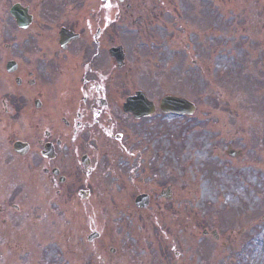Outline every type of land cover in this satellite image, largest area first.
I'll list each match as a JSON object with an SVG mask.
<instances>
[{
    "label": "rangeland",
    "instance_id": "1",
    "mask_svg": "<svg viewBox=\"0 0 264 264\" xmlns=\"http://www.w3.org/2000/svg\"><path fill=\"white\" fill-rule=\"evenodd\" d=\"M139 5L147 16L128 60L136 68L124 77L109 61L107 72L121 75L111 89L126 80L125 95L139 90L156 105L181 95L196 110L136 123L120 117L117 89L111 135L124 141L98 128L90 172L67 173L78 184L68 179L55 196L39 182L25 200L27 218L44 226L39 249L57 264H264V0H192L186 15L181 1L175 12L163 0ZM13 171L8 187L35 174ZM167 188L169 202L160 198ZM141 194L151 199L145 210L134 206Z\"/></svg>",
    "mask_w": 264,
    "mask_h": 264
},
{
    "label": "flooded vegetation",
    "instance_id": "2",
    "mask_svg": "<svg viewBox=\"0 0 264 264\" xmlns=\"http://www.w3.org/2000/svg\"><path fill=\"white\" fill-rule=\"evenodd\" d=\"M146 10L139 0H0V167L35 172L29 185L55 188L62 173H83L84 156L93 165L96 130L113 137L111 104L119 88L112 90L111 81L121 75L107 72L109 61L124 77L136 68L128 60ZM118 48L121 68L111 54ZM121 87L125 100L126 80ZM26 199L21 187L0 196V264H57L39 249L40 230H29L40 221L27 218L33 213H26Z\"/></svg>",
    "mask_w": 264,
    "mask_h": 264
},
{
    "label": "water",
    "instance_id": "3",
    "mask_svg": "<svg viewBox=\"0 0 264 264\" xmlns=\"http://www.w3.org/2000/svg\"><path fill=\"white\" fill-rule=\"evenodd\" d=\"M138 100H135V101H132L130 102V107L132 108L133 111L139 109V111H137V115H138V112H139V117L140 116H144V115H147L149 113L152 112V107L151 105H148V103L146 102V100L144 99V95H141V94H138L137 96ZM136 98V99H137ZM162 109L163 111H165L166 109H169V110H174V107L176 108H179V109H184L185 106V102L181 101V100H177V99H173V98H165L163 101H162ZM144 103V106H142V109L144 110V112L140 111L141 109V105ZM135 115V117L137 116ZM145 198L144 197H139L137 200H136V204L137 206H139V204H142V200H144ZM95 237V235H93V237H91V240Z\"/></svg>",
    "mask_w": 264,
    "mask_h": 264
},
{
    "label": "bare ground",
    "instance_id": "4",
    "mask_svg": "<svg viewBox=\"0 0 264 264\" xmlns=\"http://www.w3.org/2000/svg\"><path fill=\"white\" fill-rule=\"evenodd\" d=\"M201 41L205 42V38L203 36H199L198 37ZM263 151H264V148H263Z\"/></svg>",
    "mask_w": 264,
    "mask_h": 264
}]
</instances>
